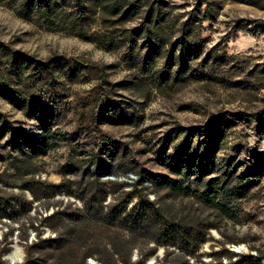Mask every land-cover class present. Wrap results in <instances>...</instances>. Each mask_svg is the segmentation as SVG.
<instances>
[{
    "label": "rangeland",
    "instance_id": "rangeland-1",
    "mask_svg": "<svg viewBox=\"0 0 264 264\" xmlns=\"http://www.w3.org/2000/svg\"><path fill=\"white\" fill-rule=\"evenodd\" d=\"M164 2L165 42L149 46L131 33L145 8L124 27L96 21L78 35L59 21L22 14L21 0H0V264H10L5 256L14 247L25 255L38 234L54 236L44 217L82 206L54 187L95 184L87 175L103 160L115 176L101 181L128 183L132 202L165 198L173 224L180 223L176 244L156 246L144 264H264V0ZM184 35L195 52L171 53ZM188 134L187 157L196 144L209 145L208 178L226 179L228 187L239 175L251 181L245 198L226 200L232 218L194 196L141 185L152 173L198 187L169 165ZM195 227L205 228L204 240L188 254L191 242L180 235ZM240 247L246 252L232 251ZM144 251L134 249L132 261Z\"/></svg>",
    "mask_w": 264,
    "mask_h": 264
},
{
    "label": "trees",
    "instance_id": "trees-1",
    "mask_svg": "<svg viewBox=\"0 0 264 264\" xmlns=\"http://www.w3.org/2000/svg\"><path fill=\"white\" fill-rule=\"evenodd\" d=\"M163 4L164 0H21V11L22 14L36 16L43 22L59 21L78 35H86L90 25L96 21H101L104 25L124 27L138 18L145 8L143 20L131 33L142 39L144 44L153 46L154 42H165L166 17ZM118 36L124 37L125 33ZM189 38V35H184L180 43L171 48V53L177 48L181 55L195 52ZM179 62L181 69L184 68V56ZM35 79L41 81V77H34ZM31 101L34 102L35 99ZM49 126V122L43 124L45 132H49ZM191 145L190 135H185L182 153L170 157L169 165L175 176H182L186 181L194 177L195 182L199 183L196 189H191L190 186L183 185V181L168 175L152 173L143 177L141 185L146 180L150 185L166 190L167 195L169 190L176 195L194 196L203 206L218 209L232 218V207L226 200L234 198L239 201L245 198L251 181L247 176L239 175L235 179L236 184L228 187L230 183L226 179L221 181L219 177L208 178L212 163L209 145L206 143L201 148L200 144H196L192 148L193 154L187 157L184 153L191 150ZM102 176H115L109 172L107 160L97 163L91 175L88 173L87 180L95 178V184L88 183L82 190L79 187L74 190L66 188L63 184L54 187V192L64 190L79 199L82 206L75 207L70 214L62 210L44 217L42 222L54 236L41 238L38 234L35 240L27 243L21 264H41L47 259H56L60 264H85L87 258H95L99 264H144L147 257L155 253L156 246L176 244L179 229L174 231V228L179 227L180 223L173 224L165 198L149 200L146 196L138 195L137 201L132 202L135 193L124 190L128 183L108 179L101 181ZM25 188L30 191L33 199L38 198L32 187L26 185ZM32 228L37 229L33 225ZM204 229L195 227L180 235L182 239L191 242L188 254H193L199 248L204 240ZM150 244L153 246L150 247ZM134 249L145 250L140 253L138 261L131 259ZM227 253L231 258L235 257L233 253ZM196 264L218 263L205 262L199 258ZM230 264H250V260L240 258Z\"/></svg>",
    "mask_w": 264,
    "mask_h": 264
},
{
    "label": "bare ground",
    "instance_id": "bare-ground-1",
    "mask_svg": "<svg viewBox=\"0 0 264 264\" xmlns=\"http://www.w3.org/2000/svg\"><path fill=\"white\" fill-rule=\"evenodd\" d=\"M239 250L246 252L244 247H240ZM21 257H22V253H21L20 249L17 247H14L13 250L5 256V258L8 261H13V262L19 261V259Z\"/></svg>",
    "mask_w": 264,
    "mask_h": 264
},
{
    "label": "water",
    "instance_id": "water-1",
    "mask_svg": "<svg viewBox=\"0 0 264 264\" xmlns=\"http://www.w3.org/2000/svg\"><path fill=\"white\" fill-rule=\"evenodd\" d=\"M26 194L28 195V197H31V195L29 194L28 191H26ZM17 248H18V247H17ZM19 249H20V248H19ZM237 249H238V248H237ZM20 251H21V249H20ZM21 253H22V257L19 259V261H17V262L9 261L10 264L21 263V262L23 261V257H24V254H23L22 251H21Z\"/></svg>",
    "mask_w": 264,
    "mask_h": 264
},
{
    "label": "built area",
    "instance_id": "built-area-1",
    "mask_svg": "<svg viewBox=\"0 0 264 264\" xmlns=\"http://www.w3.org/2000/svg\"><path fill=\"white\" fill-rule=\"evenodd\" d=\"M232 251H233L234 253H240V252H241V251H240L239 249H237V248L232 249Z\"/></svg>",
    "mask_w": 264,
    "mask_h": 264
}]
</instances>
